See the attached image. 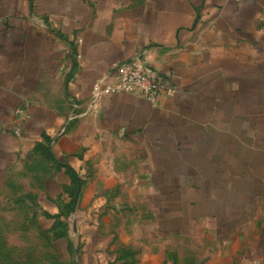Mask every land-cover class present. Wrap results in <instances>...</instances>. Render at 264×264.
I'll return each mask as SVG.
<instances>
[{
	"label": "crops",
	"instance_id": "0c3cea01",
	"mask_svg": "<svg viewBox=\"0 0 264 264\" xmlns=\"http://www.w3.org/2000/svg\"><path fill=\"white\" fill-rule=\"evenodd\" d=\"M142 52L173 95L93 103L100 75ZM9 190L42 229L72 219L75 264H264V0H0ZM118 199L142 218L130 256L98 233Z\"/></svg>",
	"mask_w": 264,
	"mask_h": 264
},
{
	"label": "rangeland",
	"instance_id": "374dc122",
	"mask_svg": "<svg viewBox=\"0 0 264 264\" xmlns=\"http://www.w3.org/2000/svg\"><path fill=\"white\" fill-rule=\"evenodd\" d=\"M107 205L110 202L102 205L97 214L98 233L108 237L105 241H111L107 252L133 255L135 246L122 245L120 241H145L141 239V231L137 235L135 229L142 219L136 214L137 208L134 203L118 199V203L111 204L114 212L108 213L110 206ZM36 215V204L30 196H11L9 190L0 197V264H75L68 239L69 232L72 233V219L59 220L61 223L55 228L65 232L67 244L63 246L52 229H42ZM83 216L84 213L81 221H86Z\"/></svg>",
	"mask_w": 264,
	"mask_h": 264
},
{
	"label": "built area",
	"instance_id": "2783aa9c",
	"mask_svg": "<svg viewBox=\"0 0 264 264\" xmlns=\"http://www.w3.org/2000/svg\"><path fill=\"white\" fill-rule=\"evenodd\" d=\"M65 53L72 63L78 62L80 55L76 48L66 46ZM162 90L167 95L174 93L171 85L164 84L151 74L142 52L123 61L113 63L111 69L102 73L93 84L91 101L94 103L111 93H134L154 103ZM70 102L69 118H72L77 115L76 109L79 104L75 97H70ZM17 111L22 113L21 109ZM15 133L20 134V130L15 129ZM72 231H74L73 227Z\"/></svg>",
	"mask_w": 264,
	"mask_h": 264
},
{
	"label": "trees",
	"instance_id": "16d2710c",
	"mask_svg": "<svg viewBox=\"0 0 264 264\" xmlns=\"http://www.w3.org/2000/svg\"><path fill=\"white\" fill-rule=\"evenodd\" d=\"M67 217V215H65V218ZM61 223V221H58V224ZM64 231H54V235L57 237H61L62 235L64 236Z\"/></svg>",
	"mask_w": 264,
	"mask_h": 264
},
{
	"label": "water",
	"instance_id": "95a60500",
	"mask_svg": "<svg viewBox=\"0 0 264 264\" xmlns=\"http://www.w3.org/2000/svg\"><path fill=\"white\" fill-rule=\"evenodd\" d=\"M75 224V223H74ZM74 224H73V229H74Z\"/></svg>",
	"mask_w": 264,
	"mask_h": 264
},
{
	"label": "bare ground",
	"instance_id": "6f19581e",
	"mask_svg": "<svg viewBox=\"0 0 264 264\" xmlns=\"http://www.w3.org/2000/svg\"><path fill=\"white\" fill-rule=\"evenodd\" d=\"M75 221V220H74Z\"/></svg>",
	"mask_w": 264,
	"mask_h": 264
}]
</instances>
